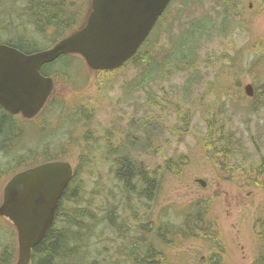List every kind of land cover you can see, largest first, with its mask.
I'll list each match as a JSON object with an SVG mask.
<instances>
[{"label": "rangeland", "instance_id": "374dc122", "mask_svg": "<svg viewBox=\"0 0 264 264\" xmlns=\"http://www.w3.org/2000/svg\"><path fill=\"white\" fill-rule=\"evenodd\" d=\"M87 1L73 0L71 11L84 8ZM242 2L231 19L235 28L230 30L227 37H221L215 34L223 20V8L218 0H176L164 18L160 41H156L158 52H173L179 48V44L189 39L193 27H208L212 21L213 25L202 36L196 30L195 42L191 44L195 57L186 49L189 59L195 58L193 66L188 69L184 65L186 63L167 64L163 77H155L148 87L140 90H133L139 72L131 66L108 78L105 73H92L79 55L67 60L60 58L45 66V72L60 74L58 90L40 116L32 120L19 118L14 121L17 126L13 127V134L16 135L12 138L13 147L10 149L8 143H3L7 149L0 154L3 171L0 174V205L8 181L31 165L30 162L33 164V160L40 163L49 154L66 149L70 153L64 159H69L77 167L84 136L89 132L91 138L99 140L109 135L113 145L118 146L123 140L146 137L145 124L148 123L151 130L152 123L158 122L165 127V131L153 144L163 149L164 153H156L151 148L148 153L136 151L132 155L145 161L150 169L161 166L164 155L167 160L180 158V166L173 172L177 175L165 174L161 194L151 212L154 222L180 228L185 225L187 209L204 201L209 205L207 221L215 224H212L213 234L218 238L208 241L204 235H200L185 239L181 238V234L175 244L165 247V256L172 264H257L255 261L260 253L257 225L264 220V190L238 184L237 181L220 180L218 170L214 169V163L206 157L200 144L207 134L203 117L206 109L216 102H222L227 132H231L238 147L245 150V168L249 169L264 158V106H254L256 101L246 98L245 86H254L252 75L239 71L250 62L251 55L247 50L250 45L264 38V0ZM26 3L27 0H0V26L8 28L19 25L18 20L22 16L20 8L25 7ZM15 10L19 14H14ZM26 25L29 29L30 25ZM46 35L40 37L34 33L32 36L36 45L24 44L31 51L48 48L57 38L51 33ZM11 38L0 34V43ZM243 50L240 57L244 59L238 70L239 75L235 76L229 70L230 62ZM174 57L179 58L180 53ZM235 77L238 79L234 81ZM228 88H234L244 99L224 96ZM175 105L188 112V133L182 141L173 137L170 131L179 129L181 125L177 112L174 109L171 112ZM99 171L105 176L109 167L102 164L100 170L97 169ZM198 180L207 182V186L202 187L196 182ZM87 186L89 191L92 184ZM147 212V209L141 208L139 215L144 217ZM110 238L113 240L106 241L107 245H97L110 249L111 257L107 258V264H116V261L131 264L127 258L117 257L119 242H116L113 234ZM145 238L146 241L150 239L148 236ZM89 245L91 248L87 253L94 260L92 252L95 244L90 240ZM140 245L147 247L144 243ZM5 246L14 250L16 258L13 264H16L17 230L9 220L0 217V252Z\"/></svg>", "mask_w": 264, "mask_h": 264}, {"label": "trees", "instance_id": "16d2710c", "mask_svg": "<svg viewBox=\"0 0 264 264\" xmlns=\"http://www.w3.org/2000/svg\"><path fill=\"white\" fill-rule=\"evenodd\" d=\"M175 1L173 0L167 12ZM218 3L223 8V20L215 34L227 37L230 30L235 28L231 19L235 17V12L239 10L238 8L243 2L242 0H218ZM63 9V0H47L41 4L37 3L27 10L30 20L24 22V25H31L30 23H34L36 20L40 27V32L37 35L40 37H44L43 29L47 25L58 27L60 30L58 35L65 34L64 28L68 24V20L64 17ZM262 9L264 11V4ZM167 12L159 20L152 35L138 54L121 69L105 72L107 78L121 73L130 66L137 68L139 74L134 82L133 90H140L148 87L155 77H163L167 64L186 63L184 65L188 69L194 65L195 58L189 59V56L186 55V49L195 57L191 45L195 42L194 34H196V30L201 36L205 34V30L209 31L212 27L213 21L208 27H196V29L193 27L192 32L189 33V39L179 44L181 46L173 52L161 53L158 52L156 41H160ZM3 28L0 26L1 35L12 36L11 40L4 42V44L25 54L44 50L31 51L28 46H25L24 42L29 45H36L32 36L33 32L27 31L22 36L17 37V35L15 36L16 29L4 28L3 30ZM247 50L251 55L248 66H243L239 70L244 59L240 57L244 53L243 50L231 59L229 70L235 76L239 75V71H246L252 75L256 90L254 106L262 107L264 106V92H261L264 90V38L258 43L250 45ZM176 53H180V57L175 59ZM61 58L67 60L71 56ZM42 74L47 75L48 73L43 69ZM236 79L238 78L235 77L234 81ZM223 95L229 99L237 96L244 99L241 94L236 93L234 88H228ZM153 105L157 107L154 103ZM173 109L177 112L181 125L179 129L170 131L173 137H178L182 141L183 136L188 133V112L180 105L171 108V112ZM203 117L207 125V134L200 144L206 157L214 163V169L218 170L216 171L219 179L223 182L237 181L238 184H247V186L264 190V181L262 180L264 179V158L249 169L245 168V158H247L244 153L245 150L238 147L233 134L227 132L226 129L227 118L224 104L222 102L212 104L206 109ZM145 125L146 137L123 140L118 146L113 145V139L109 135L102 137L101 142L99 139L91 138V132L84 136L83 148L78 158L77 167H75L74 178L60 202L53 226L49 229L46 238L33 250L31 264H107L111 257L110 249L107 246L101 248L97 245H103V243L107 245L106 241L113 240L110 238L111 234L115 235L116 242H119L117 257L127 258V262L131 264H172L171 260L165 256L164 252L167 249L165 247L175 244L179 234H182L181 238L185 239L197 238L200 235H204V239L208 241L218 239L213 234L215 224H210L207 221L209 205L204 201L187 209V214L184 216L185 225L180 228L166 225L164 222L160 224L154 222L151 212L155 209L153 204L158 201L161 194L165 174H173L174 169L179 168L180 158L167 160L164 155L163 164L150 169L145 161L133 157L132 155L136 151L148 153L151 148L156 153H164L163 149L153 143L162 135L165 127L158 122H153L150 130V125L148 123ZM13 127L11 120L2 116L0 119V138H10L13 134ZM166 129L168 130V128ZM5 146L0 144V150H6ZM9 146L10 149L13 147L11 144ZM69 153L70 151L67 152L65 149L56 154H49L40 163L69 161V159H64L69 156ZM165 159L167 160L166 163ZM35 161L33 160V164L30 162L31 165L25 168H32L40 164ZM102 164L109 167L105 176L101 171L97 172ZM90 184L92 186L88 191L87 185ZM141 208L148 210L147 214L144 213V217L139 215ZM105 223L106 225H104ZM260 224L261 226H259ZM98 228L99 231H97ZM257 228H259L257 233L260 235L258 237L259 249L261 247L258 264H264V220L258 222ZM139 234L142 236L140 237ZM136 235L138 236L136 237ZM146 235L150 238L148 241L146 238L144 239L147 237ZM90 240L95 244L92 252V255L95 256L94 260H91V255L87 253L88 249L91 248ZM120 240L124 247L120 245ZM141 243L147 247H143V249ZM149 244L152 245L148 246ZM15 258L14 250L7 246L3 247L0 252V264H13ZM116 264L120 263L116 261Z\"/></svg>", "mask_w": 264, "mask_h": 264}, {"label": "water", "instance_id": "95a60500", "mask_svg": "<svg viewBox=\"0 0 264 264\" xmlns=\"http://www.w3.org/2000/svg\"><path fill=\"white\" fill-rule=\"evenodd\" d=\"M173 0H93L87 24L50 49L25 54L0 44V105L12 115L37 117L56 90L42 75L45 65L80 55L92 73L122 68L136 56ZM254 97V87L244 88ZM74 177L66 161L41 164L15 175L4 189L0 217L18 233L16 264H31L33 250L53 226L60 202ZM203 187L207 183L198 180Z\"/></svg>", "mask_w": 264, "mask_h": 264}, {"label": "flooded vegetation", "instance_id": "af4514ba", "mask_svg": "<svg viewBox=\"0 0 264 264\" xmlns=\"http://www.w3.org/2000/svg\"><path fill=\"white\" fill-rule=\"evenodd\" d=\"M28 1V3H27V5L25 6V7H19L20 9H21V19L20 20H18L19 21V25H12V26H9L8 27V29L10 28H16L15 26H18V28L16 29V33H15V36L17 35V37H19L20 35L22 36L24 33H26L27 31H29V32H33V33H35V34H38L39 32H40V27L38 26V23L36 22V20H35V22L34 23H32L31 21V25H30V27H29V29H28V27L26 28V26L25 25H21V24H24V22H26V21H28L29 22V20H30V17H29V15H28V12H27V10H29V8L31 7V6H33V5H36L37 3H44L45 1H47V0H27ZM92 1L93 0H88L87 2H85L84 3V8H82V9H77V8H75V9H73L72 11H71V9L74 7V2H73V0H63V7H64V17H65V19H67L68 20V24H66L65 25V28H64V30H66L65 31V34H59L58 35V32L60 31L59 29H58V27H56V26H54V25H47L44 29H43V31H44V33H45V35L46 34H49V33H51V34H53V35H55V37L57 38L55 41H54V43L52 44V45H50V47H48L47 49H49V48H51V47H53V46H55L56 44H58L60 41H62L63 39H65L66 37H68V36H70L71 34H73L75 31H77L78 29L80 30V29H82L83 27H85L86 26V24H87V19H88V17L90 16V14L92 13V11H93V9H92ZM71 11V12H70ZM14 14H19V11H17V10H15V12H14ZM16 22H17V20H15ZM42 31V32H43ZM20 34H19V33ZM62 33H63V31H62ZM44 35V36H45ZM47 37V35L45 36V38ZM2 44H4V43H2ZM49 74V75H48ZM48 74L47 75H45L46 77H49V78H52L53 79V81L55 82V85H56V90H55V93H56V91L58 90V85H59V81H58V76H60V74H57L56 72H48ZM55 93H54V95H55ZM54 95H53V97H54ZM53 97L51 98V100L49 101V103L46 105V107L52 102V99H53ZM45 107V108H46ZM45 108H44V110H45ZM43 110V111H44ZM42 111V112H43ZM2 116L3 117H5L6 119H10L11 120V122L13 123V125H14V127H16L17 125L16 124H14V121L16 120V119H19V118H21V119H25V118H23L21 115H16V116H14V115H12L11 113H9L8 111H6L3 107H1V105H0V119L2 118ZM40 116V115H39ZM25 120H28V119H25ZM14 137H16V135H14V134H12L11 135V137L9 138H0V144L1 145H3V143H8V145H12V138H14ZM1 153H3V151L2 150H0V154ZM0 164H1V162H0ZM2 165V164H1ZM1 165H0V174H1V172H3L2 171V167H1ZM29 169V168H28ZM28 169H24V170H22V171H25V170H28ZM22 171H20V172H22ZM20 172H18V173H20ZM18 173H16V174H18ZM15 174V175H16ZM12 179V178H11ZM10 179V180H11ZM9 180V181H10ZM8 181V182H9ZM7 185V184H6ZM4 191V190H3ZM2 202H3V199H2ZM217 254H215V256H216ZM217 257V256H216ZM260 259H259V255H258V257L256 258V261L255 262H257V264H258V261H259ZM209 264H210V262H209Z\"/></svg>", "mask_w": 264, "mask_h": 264}, {"label": "bare ground", "instance_id": "6f19581e", "mask_svg": "<svg viewBox=\"0 0 264 264\" xmlns=\"http://www.w3.org/2000/svg\"><path fill=\"white\" fill-rule=\"evenodd\" d=\"M15 4H17V3H15ZM26 4H27V3H26ZM23 5H24V4H23ZM9 10H10V9H9ZM13 10H14V9H13ZM10 11H11V10H10ZM2 15H3V14H2ZM256 112H257V111H256ZM210 133H211V132H210ZM205 141H206V140H205ZM10 155H11V154H10ZM11 157H12V156H11ZM1 167H2V166H1ZM155 199H156V198H155ZM150 200H151V199H150ZM154 202H156V201H154ZM146 203H147V202H146ZM127 206H128V205H127ZM145 206H146V205H145ZM145 206H144V207H145ZM139 207H140V206H139ZM152 208H153V207H152ZM125 210H126V209H125ZM128 210H129V209H128ZM125 212H126V211H125ZM144 215H145V214H144ZM144 215H143V216H144ZM139 218H140V217H139ZM64 219H65V218H64ZM133 219H134V218H133ZM133 219H132V220H133ZM130 221H131V220H130ZM262 227H263V226H262ZM182 230H183V229H182ZM258 230H259V229H258ZM188 231H189V230H188ZM179 235H180V234H179ZM193 235H194V234H193ZM259 236H260V235H259ZM189 238H190V237H189ZM113 243H114V242H113ZM115 247H116V246H115ZM260 249H261V247H260ZM169 251H170V250H169ZM226 257H227V256H226ZM255 263H256V262H255Z\"/></svg>", "mask_w": 264, "mask_h": 264}]
</instances>
